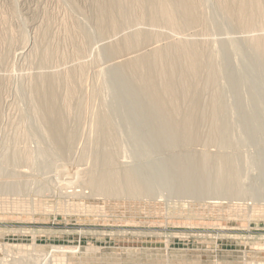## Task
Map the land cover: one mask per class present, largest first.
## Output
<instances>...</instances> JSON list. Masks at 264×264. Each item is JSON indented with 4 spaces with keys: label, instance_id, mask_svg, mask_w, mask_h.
I'll return each mask as SVG.
<instances>
[{
    "label": "rangeland",
    "instance_id": "obj_1",
    "mask_svg": "<svg viewBox=\"0 0 264 264\" xmlns=\"http://www.w3.org/2000/svg\"><path fill=\"white\" fill-rule=\"evenodd\" d=\"M93 4V0H0V13L7 23L0 21V33L11 40L0 42V53L5 54L0 60V264H264V183L256 166L264 155V115L249 93L257 73L245 70L243 52L221 55L228 39L257 31L237 33L228 29L219 18L214 0H204L207 31L196 37L205 36L202 39H208L220 51L215 64L232 142L222 149L201 141L170 151L153 147L131 129L120 98L123 88L117 84L111 66L107 69L102 54V45L123 32L100 37L91 19ZM77 20L91 35L88 50L83 53L84 61L90 62L89 74L102 71L103 79L96 88L98 99L114 121L120 146L114 166H139L151 182L152 193L98 191L89 183V165L74 154L62 162L47 156V168L40 162L38 149L41 144L48 147V143L38 138L41 136L36 139L29 134L38 123L31 113V80L40 69L63 70L79 59L83 61L66 36ZM44 29L49 31V41L44 44L54 42L59 52L54 55L58 59L39 68L33 52L43 47ZM231 72L238 76L242 73L236 97L228 81ZM64 88L60 87L61 93ZM78 91L73 110L84 100L83 88ZM238 106H244V110ZM244 118L258 141L248 137ZM85 120L74 123L72 129L86 128ZM81 146L76 141L72 148L75 151ZM179 150L229 153L238 166L239 183L245 192L237 196L194 193L176 179L182 162L180 157L173 159L172 152ZM160 161L164 164H157L159 171L155 172L152 166ZM168 165L174 172L167 170ZM12 174L20 178L17 186L10 184Z\"/></svg>",
    "mask_w": 264,
    "mask_h": 264
},
{
    "label": "bare ground",
    "instance_id": "obj_2",
    "mask_svg": "<svg viewBox=\"0 0 264 264\" xmlns=\"http://www.w3.org/2000/svg\"><path fill=\"white\" fill-rule=\"evenodd\" d=\"M93 1L91 19L96 24L99 36L104 38L123 32L118 34V38L116 35V39L102 45V54L108 63L105 62L107 69L110 70L111 66V71L116 72L117 84L123 88L120 98L126 118L133 127L131 129L138 131L153 147H165L170 151L201 141L212 143L221 149L230 146L232 141L226 119L227 105L215 64L220 51L210 45L208 39H202L205 36L200 37L207 31V20L202 13L204 0ZM214 2L219 18L228 29L237 33L258 32L228 39L221 55L237 54L240 51L244 53L247 60L245 70L252 69L257 73L256 82L251 80L249 93L261 115H264V0ZM0 19L2 23H6L1 13ZM43 32V47L34 52L31 49L39 59V68L50 64L59 52L56 50L58 46L52 45L54 42L44 44L46 40L49 41V31L44 29ZM199 32H202L200 38L196 37ZM68 34V43L75 47L76 54H82L83 57L91 40L90 33L78 21ZM8 39L0 33L1 43ZM4 56L5 54L0 53V60ZM63 58L67 59L66 56ZM79 60H75L78 62L71 67H67L68 64L63 70L40 69L31 80L28 95L33 104L31 113L38 123L30 128L29 134L35 138L41 136L38 138L48 143V147L41 144L38 149L42 166L48 167L46 157L49 155L57 162H62L67 161L70 154H74L78 160L89 165V183L94 189L130 195L152 193L151 182L139 166L126 163L114 166L118 163L116 155L120 146L117 143L114 121L102 108L106 107L102 100L98 99L96 88L103 79L102 71L97 70L90 76V62L84 61V57L83 61ZM241 80L243 81L242 73L239 76L232 72L228 74L235 97L239 95L236 84ZM62 86H65L63 93L60 91ZM79 88H83L84 100L79 101L73 110L72 101L77 99L78 103ZM243 108L244 106H238L240 111ZM83 119L86 121V128L74 131L72 125ZM244 123L250 140L258 141L260 138L253 132L248 119L244 118ZM253 126L257 127L255 124ZM133 132L135 134L134 130ZM76 141L82 146L74 151L72 145ZM24 156L28 160L27 155ZM177 157H180L182 166L179 168L180 177L176 179L184 182L194 193L237 196L245 192L239 183L238 166L229 153L221 150L172 152V158ZM157 164L161 166L164 161L153 164L155 172L159 171ZM256 166L264 183V155L258 158ZM167 170L174 172L171 165H168ZM17 176L13 175L10 184H19L20 178Z\"/></svg>",
    "mask_w": 264,
    "mask_h": 264
}]
</instances>
